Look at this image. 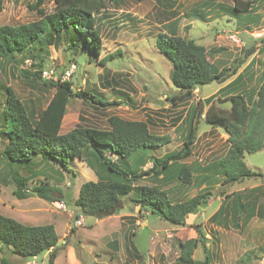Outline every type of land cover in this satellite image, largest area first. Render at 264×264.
<instances>
[{
    "label": "rangeland",
    "instance_id": "374dc122",
    "mask_svg": "<svg viewBox=\"0 0 264 264\" xmlns=\"http://www.w3.org/2000/svg\"><path fill=\"white\" fill-rule=\"evenodd\" d=\"M0 0V26H18L38 20L39 10H55L54 0ZM250 1L251 9L238 12L233 0H121L119 5L108 1L95 14L96 26L102 37V52L95 56L76 53L63 40L44 49L47 79H71L74 93L91 90L106 100L120 102L106 107L95 106L79 97L69 100L61 133L76 125L109 128L108 118L118 115L130 120H146L151 133L169 135L165 145L146 149L148 156L161 157L168 151L180 149L186 134L187 116L198 101L215 94V107L229 109V97L253 93L264 74V0ZM160 32L177 33L202 44L208 58L219 69L236 68L224 82L213 81L194 90L191 96L177 101L170 98L180 93L170 79L171 61L156 47ZM236 36L235 43L230 36ZM44 43V42H43ZM118 53L100 65L105 56ZM85 54V55H80ZM32 60L17 63L7 57L0 71V82L10 86L24 101L28 111L39 114L55 93L50 83H32L25 71H32ZM25 70V71H24ZM241 73L242 81L224 91L219 89ZM5 95L0 94V102ZM209 108L202 101L203 113ZM204 114L197 124V139L187 162L193 165L194 176L189 183H180L172 177L142 176L134 181L155 185L167 190L173 201H181L198 192L213 193L205 207L188 215L184 226H174L157 215L139 209L131 201L134 194L122 197L117 213L104 218L75 217L78 208L74 199L80 186L88 180H97L95 171L79 158L70 160L66 167L36 159L33 166L37 175L29 180V187L46 182L61 188L59 200L51 202L37 195L17 198L14 184L4 177L3 142L0 138V213L24 224H53L59 237L54 248V264H174L179 256V241L196 237L200 231L204 246L195 249L194 257L208 264H264V186L257 192L254 203L257 215L249 222L234 220L227 210L220 218L211 216L227 193L242 189L253 182L264 183V177H249L231 185L222 184L224 174L219 170V159L228 152V134L222 126L205 121ZM116 159V156L113 155ZM148 163L142 169L152 166ZM123 162L122 159L119 160ZM246 165L264 173V147L246 153ZM130 162V159H129ZM131 163L135 165L134 161ZM30 175L28 171L22 172ZM207 177V179H204ZM238 190V191H240ZM233 193V192H232ZM235 193V192H234ZM241 193V192H240ZM245 200L247 197L244 198ZM226 201H229L227 198ZM78 221V222H77ZM74 227V229H73ZM50 251L36 257H20L10 248L0 246V261L8 258L13 264H47Z\"/></svg>",
    "mask_w": 264,
    "mask_h": 264
},
{
    "label": "trees",
    "instance_id": "16d2710c",
    "mask_svg": "<svg viewBox=\"0 0 264 264\" xmlns=\"http://www.w3.org/2000/svg\"><path fill=\"white\" fill-rule=\"evenodd\" d=\"M41 1H37L35 8L39 7ZM54 1L55 10L50 13L39 10L41 17L36 21L18 26H0V71L4 68L7 57L15 58L17 63L31 59L32 71L24 70L27 78L35 85L44 81L55 88L47 106L35 115L28 111L24 101L10 86L0 82V94L5 95V101L0 102V138L4 145L2 158L6 170L3 176L14 184L13 194L17 198L37 195L51 202L59 200L57 194H62V190L56 185L40 182L29 187V180L37 175L33 167L38 164L36 159L66 167L70 160L79 158L95 171L97 180L90 179L80 186L78 197L74 199L78 208L76 218L79 214L95 218L113 215L119 211L122 197L132 193L134 196L131 201L139 206L140 211L155 214L174 226H184L188 215L207 205L212 192L200 191L184 200L173 201L167 190L134 181L144 175L164 177L166 182L173 177L182 184H187L193 179V165L187 162V159L192 155L196 143L198 118L204 114L202 101L209 105L204 114L205 121L210 125L222 126L228 134V152L217 162L219 170L224 174L222 184L231 185L254 176L264 177L263 172L252 170L244 161L246 153L258 152L264 147V74L253 93H237L230 96L229 109L213 105L215 94L198 101L191 107L187 116L182 147L168 151L161 157L148 156L145 150L165 145L171 138L169 135L151 133L146 120H130L111 115L108 118L109 128L76 125L70 131L61 133L70 98L76 96L101 107L120 102H110L91 90H79L74 93V83L71 79H62L61 76L47 79L44 76L45 58L42 55L49 45L56 46L66 40L76 53L80 51L97 56L102 52L103 42L96 26L95 14L104 8L109 0ZM110 1L119 5L121 0ZM233 1L234 9L238 12L251 9L250 1ZM155 44L172 63L170 79L180 91L170 98L175 103L191 96L194 90L203 84L224 82L237 70L231 67L219 69L209 60L202 44L177 33L160 32ZM117 53L114 51L113 54L102 58L100 65L104 66ZM242 79L243 75L239 73L219 91L228 87L229 91ZM148 158L152 166L147 170L142 169L143 165L148 163ZM120 159L123 162H120ZM23 171H28L30 175H24ZM232 197L233 206L231 202H223L211 216L213 219L220 218L227 210L233 214L234 220L241 219L242 214L246 221L257 215L253 207L242 201V192L225 195V199ZM198 232L196 237L179 241L180 253L174 264L209 263L208 255L204 261L194 257L199 244H205L200 231ZM58 240L53 224H24L0 213V246L10 248L15 255L36 257L50 251L47 264H54L53 250ZM0 264L13 262L3 257Z\"/></svg>",
    "mask_w": 264,
    "mask_h": 264
},
{
    "label": "crops",
    "instance_id": "0c3cea01",
    "mask_svg": "<svg viewBox=\"0 0 264 264\" xmlns=\"http://www.w3.org/2000/svg\"><path fill=\"white\" fill-rule=\"evenodd\" d=\"M207 97V96H206ZM264 186V183L262 184L261 182H253L251 185H248V186H244L241 190L240 189H238V190H240V191H232L233 193L234 192H238V193H240V192H242V190L243 189H251V191H255V192H257V191H259L262 187ZM248 192V193H246V195H244L243 196V198H242V201L245 203V204H247L249 207L251 206V207H253L254 206V203L251 205L250 203L252 202V201H256V199H257V196H258V194H256L255 192ZM232 192H230L229 194H232ZM245 197H247V199L245 200L244 198ZM233 199H234V197H232L231 199H229V201H226L227 199H225V197L223 198V201L218 205V207H217V209L221 206V204L224 202V203H229V202H231V206H233ZM254 208V207H253ZM216 209V210H217ZM216 210L214 211V213L216 212ZM254 210H256V209H254ZM257 213V212H256ZM254 217V216H253ZM252 217V218H253ZM243 218H244V223H246V222H249V220L251 219H248L247 221H246V218H245V216H243Z\"/></svg>",
    "mask_w": 264,
    "mask_h": 264
},
{
    "label": "built area",
    "instance_id": "2783aa9c",
    "mask_svg": "<svg viewBox=\"0 0 264 264\" xmlns=\"http://www.w3.org/2000/svg\"><path fill=\"white\" fill-rule=\"evenodd\" d=\"M231 37V39H232V41H235V43H238V42H240V40L236 37V36H230ZM51 74H48L47 72H44V76L45 77H48L49 78V76H50ZM81 216H83V215H81ZM81 216H79L76 220H78ZM78 222V221H77Z\"/></svg>",
    "mask_w": 264,
    "mask_h": 264
}]
</instances>
